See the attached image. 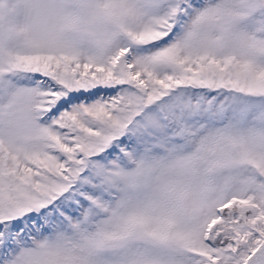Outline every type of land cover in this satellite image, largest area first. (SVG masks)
<instances>
[{"label":"snow or ice","instance_id":"snow-or-ice-1","mask_svg":"<svg viewBox=\"0 0 264 264\" xmlns=\"http://www.w3.org/2000/svg\"><path fill=\"white\" fill-rule=\"evenodd\" d=\"M0 264H264V0H0Z\"/></svg>","mask_w":264,"mask_h":264}]
</instances>
